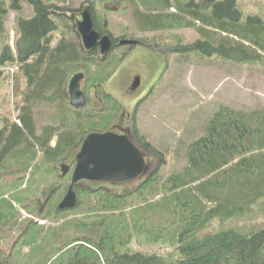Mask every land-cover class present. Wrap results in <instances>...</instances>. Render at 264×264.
<instances>
[{"label": "trees", "instance_id": "trees-1", "mask_svg": "<svg viewBox=\"0 0 264 264\" xmlns=\"http://www.w3.org/2000/svg\"><path fill=\"white\" fill-rule=\"evenodd\" d=\"M23 1L31 6L32 16L22 14ZM60 1L9 0L6 5L0 0V66L15 64L25 84L21 103L16 105L18 121L4 120L0 127V177H9L0 179V188L7 192L16 179L23 183L27 171L35 183L52 175L48 185H37L35 196L22 199L21 192H8L33 217H22L13 200L0 194V230H6V239L16 234L10 244L0 246V264H264V226L242 231L234 225L199 233L212 219L242 216L264 198V109L220 105L202 133L186 145L185 165L179 171L162 178L157 168L151 170L138 187L125 194L84 185L81 180L73 185L75 207L58 208L85 136L107 131L116 115L118 103L101 84L114 71L112 65L109 68L108 54L127 38L114 37L107 29L106 16L88 2L95 29L111 36L112 48L105 56L97 49L85 52L73 22L65 24L71 20L66 11L81 7L71 10ZM129 1L140 30L195 28L199 38L177 47L182 54L235 62L262 57L264 19L256 13L243 15L237 0H152L153 7L146 10L139 8L137 0ZM10 10L20 13L13 46L5 26ZM60 21L66 33L54 42ZM71 31L74 38L68 40L66 34ZM77 72H83L89 90L92 87L95 95L107 100L104 110L82 112L83 106H70L63 115L60 105L68 100V82ZM42 103L56 105L59 123L38 125L34 107ZM101 113H108L104 124L99 123ZM134 130V144L143 154L153 151L163 164L162 151ZM68 159L69 170L62 174L60 165ZM71 211L75 216L59 220ZM134 240L165 243L173 250L144 252L130 246Z\"/></svg>", "mask_w": 264, "mask_h": 264}, {"label": "rangeland", "instance_id": "rangeland-1", "mask_svg": "<svg viewBox=\"0 0 264 264\" xmlns=\"http://www.w3.org/2000/svg\"><path fill=\"white\" fill-rule=\"evenodd\" d=\"M5 2L6 5L9 4V0ZM88 2H92L98 14L106 16L107 29L114 37L127 36L132 40V43L121 44L108 54L107 60L111 61L109 68L112 65L114 71L101 86L104 92L117 101L118 108L114 111L116 115L106 127L114 129L111 130L113 132L127 134L130 139L135 140L134 129H136L156 149L162 151L164 163H159V158L153 154V151L145 150V170L136 179L117 184L85 180L82 181L84 185L104 186L116 193L125 194L138 187L147 174L156 168L160 176L166 178L185 165L186 145L202 133L203 125L220 105L237 110L264 109V51H260L262 57L259 60L251 62H235L217 56L201 57L193 52L182 54L177 47L192 43L199 38L195 28L140 30L133 15L134 6L129 0H62L59 3L73 10ZM135 2L144 10L153 7L152 0ZM237 3L243 15L256 13L264 19V0H237ZM22 6V14L25 17L33 15L28 3L23 1ZM169 11H174V8ZM66 12L70 14L71 11ZM19 14L10 10L5 20L9 43L12 46L17 38L16 16ZM71 20H65V24L71 26L73 22ZM65 29L64 23L60 21L57 30L53 33L54 42L66 33ZM73 36L72 31L66 34L68 40H72ZM214 36L219 37L218 34ZM125 52L126 54L119 60ZM94 55L98 58L97 52ZM134 75L139 77L138 85L134 90H130L129 86L134 80ZM24 88L25 84L18 77L15 64L0 66V127L4 120L18 121L19 110L16 105L21 103V91ZM80 88H84L87 94L82 112L105 109L107 100L95 95L92 87L89 90V85L84 84V79L80 82ZM60 106L65 109L63 115L70 110V106L73 107L69 103V96ZM34 109L38 125L48 122L59 123L60 111L56 105L42 103ZM107 114H99L102 115L99 123H105ZM55 142L56 136L53 137L51 144ZM38 155H41V152ZM70 160L63 162L69 163ZM14 168L15 165H11V169ZM28 176L27 171L24 182L19 184L16 179L15 186L8 188L7 192L4 188H0V194L13 200L22 217L33 216L8 192H19V195L21 192L22 199L29 198V195L35 196L37 185L40 182V187L48 185L52 177L48 175L47 178L43 177L41 181L35 183V180H31ZM8 178V176L0 177L2 180ZM75 213L71 211L59 220H67L75 216ZM39 223L44 224L47 221L39 220ZM234 225L242 231L263 227L264 198L252 204L242 216L226 221L212 219L199 233L207 234ZM5 231L0 230V246L10 244L12 238L16 236L12 233L13 236L6 239L9 236L4 235ZM130 246L148 253H165L173 250L165 243H144L138 240H134Z\"/></svg>", "mask_w": 264, "mask_h": 264}, {"label": "water", "instance_id": "water-1", "mask_svg": "<svg viewBox=\"0 0 264 264\" xmlns=\"http://www.w3.org/2000/svg\"><path fill=\"white\" fill-rule=\"evenodd\" d=\"M73 20L75 31L80 38L82 48L90 53L98 48L101 56H105L112 48V39L108 34L100 36L95 29L89 4H84L78 11L69 14ZM132 43V40H121L120 44ZM83 72L75 73L69 80L67 91L69 103L73 107L85 104V94L80 88ZM138 79L133 88L137 87ZM71 182L67 192L58 204L59 209H71L76 205V193L73 185L81 180L99 181L117 184L136 179L145 170V156L127 134L110 130L90 132L82 141L75 154ZM61 173L69 170L67 163L60 165Z\"/></svg>", "mask_w": 264, "mask_h": 264}, {"label": "flooded vegetation", "instance_id": "flooded-vegetation-1", "mask_svg": "<svg viewBox=\"0 0 264 264\" xmlns=\"http://www.w3.org/2000/svg\"><path fill=\"white\" fill-rule=\"evenodd\" d=\"M83 5H84V4H83ZM83 5H82V6H83ZM82 6H81V7H82ZM80 9H81V8H80ZM99 34H100V33H99ZM100 36H102V35L100 34ZM109 36H110V35H109ZM110 37H111V36H110ZM111 39H112V38H111ZM119 44H120V41H119ZM120 45H121V44H120ZM96 49H97V51H98V48H96ZM128 52H129V51H128ZM128 52H127V53H128ZM138 78H139V77H138L137 75H134V77H133L134 80H133V82H132V83L130 84V86H129V89H130V90H134V88H133L132 86H133V84H134V81H135L136 79H138ZM138 80H139V79H138ZM108 130L111 131V130H114V129H110V128H109ZM120 132H121V131H120ZM121 133H122V132H121ZM134 133H135V132H134ZM126 182H127V181H126ZM103 183H105V182H103Z\"/></svg>", "mask_w": 264, "mask_h": 264}]
</instances>
